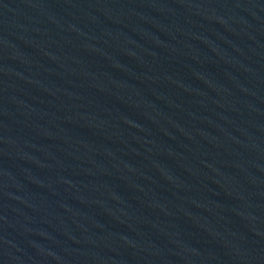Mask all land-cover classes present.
<instances>
[{
    "label": "water",
    "instance_id": "obj_1",
    "mask_svg": "<svg viewBox=\"0 0 264 264\" xmlns=\"http://www.w3.org/2000/svg\"><path fill=\"white\" fill-rule=\"evenodd\" d=\"M0 264H264V0H0Z\"/></svg>",
    "mask_w": 264,
    "mask_h": 264
}]
</instances>
